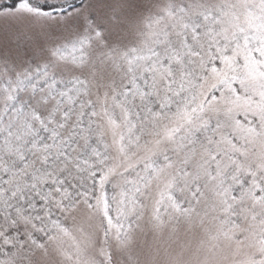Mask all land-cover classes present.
<instances>
[{
  "label": "snow or ice",
  "instance_id": "snow-or-ice-1",
  "mask_svg": "<svg viewBox=\"0 0 264 264\" xmlns=\"http://www.w3.org/2000/svg\"><path fill=\"white\" fill-rule=\"evenodd\" d=\"M0 264H264V0H0Z\"/></svg>",
  "mask_w": 264,
  "mask_h": 264
}]
</instances>
